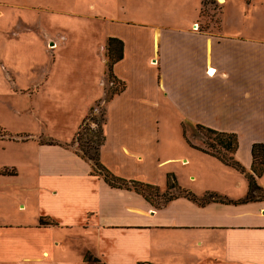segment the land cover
Listing matches in <instances>:
<instances>
[{"label": "crops", "instance_id": "0c3cea01", "mask_svg": "<svg viewBox=\"0 0 264 264\" xmlns=\"http://www.w3.org/2000/svg\"><path fill=\"white\" fill-rule=\"evenodd\" d=\"M223 1L207 27L202 5L174 23L162 14L165 22L135 19L149 0L122 6L127 17L108 21L109 28L101 22L112 0H75L68 14L85 21L81 29L65 28L62 12L38 7L61 21L55 33L29 27L26 19H38L32 11H0L1 21L16 20L0 30V93L30 102L8 115L17 123L0 124L7 133L0 140L8 142L0 156L15 155L0 161V169L13 170L0 175V187L5 179L20 186L9 198L13 218L0 221V262L89 264L90 255L103 264H264L263 200L201 206L176 189L155 207L133 190L110 187L69 145L91 104L105 97V46L115 38L122 58L112 75L124 88L104 104L103 167L161 190L170 176L198 198L244 199L251 147L264 144V0L246 2V14L260 15L254 28L238 23L232 0L224 24ZM196 126L234 134L232 157L245 173L205 153ZM256 182L264 189V174ZM41 218L57 226H40Z\"/></svg>", "mask_w": 264, "mask_h": 264}, {"label": "rangeland", "instance_id": "374dc122", "mask_svg": "<svg viewBox=\"0 0 264 264\" xmlns=\"http://www.w3.org/2000/svg\"><path fill=\"white\" fill-rule=\"evenodd\" d=\"M74 1L75 0H0V11H3L4 14L9 13L10 15H14L17 13L25 14L26 17L29 14V12H34L38 16V19H26V24L29 25V27H32L33 29L39 31L40 33L42 32L43 29H50L53 30L55 33L58 31V26L59 23L61 22L55 14H46L44 13L43 10H39V8H51L58 10L59 12H62L61 14L57 15H62L65 19L64 27L65 28H72V29H81L82 27L85 28V21L78 20L75 16L68 14L71 13L74 9ZM132 0H112V5L106 9L104 12V20L103 26L104 28H109L107 26L108 21L114 19V18H125L127 17V13L125 14L126 11H129L128 9L121 10L120 8L122 6L124 7H129L132 2ZM228 3L222 6V22L227 24L226 18L228 16L227 10L229 9V0H227ZM254 3H258L260 0H254ZM9 3L12 4L10 5H5L4 3ZM151 3L150 6L139 4L137 7V17L135 19H139L142 21H147V22H165V19L162 20L158 14H162L166 16V19L174 23L178 19V13L181 14H192L194 12V15L196 16L199 13V8L200 5H202L200 16L203 21V24H201L202 27H207L209 26L212 21H215L217 19V16L220 11V7L223 4L219 3V0H190V3H187V0H149ZM247 0H232V5L233 9L235 11V8L237 10V14H239L238 18V23H246L249 28H254L256 25L260 23V15H258L257 11L253 12L250 11L248 14H246L245 10V5H246ZM16 5V6H15ZM24 7V9L22 8ZM89 6V3H88ZM87 6V7H88ZM131 7V6H130ZM235 7V8H234ZM163 11V13L161 11ZM123 11V13L121 12ZM49 16H55L53 20H49ZM197 19V18H196ZM210 21V22H209ZM7 23V24H6ZM15 23L16 20L14 18L9 19L7 21L5 20H0V30L1 28L4 27H9V28H15ZM99 25L101 26L102 24H97V27L99 28ZM240 26V25H239ZM64 38L62 39V41ZM62 44V43H61ZM47 51L49 49H53V45L51 46L48 44L46 46ZM106 49V46H105ZM69 52L65 51L63 53V59L68 58ZM106 63H107V58H106ZM105 63V66H106ZM106 68V67H105ZM3 70V69H2ZM107 80L103 82L104 84V90H105V97L103 100L99 101H94L88 110V115L86 116V119L84 122L81 124L79 127L77 133L74 136V139L72 140L70 147L73 148L75 151H78L81 153L82 151H85L88 148L95 147L98 139L100 138V127L103 126L104 120H105V114H104V104L107 102V100L112 96L111 95V84L108 80V71L107 68L105 70ZM72 78L74 80H80V74L78 72L72 73ZM7 97L3 96L0 93V124L1 123H17V121L11 116L8 118V115L10 112H14L17 109H28L30 108V102L27 103L25 102L24 104L21 103V101L15 100V99H6ZM37 107H43L42 102L37 103ZM27 126V125H26ZM29 126V125H28ZM200 138L202 139V142L205 145V148L207 151L214 152L219 154L220 156H224L225 158L228 157V154L224 153L219 149L218 146L213 145V147H210V145L214 142H212V139L208 138L202 131H198ZM198 133L196 137L198 136ZM6 131L3 128H0V138L2 136H5ZM90 141V145H87L88 142ZM7 141L2 142L0 140V154L3 152L1 150L2 145L7 144ZM92 154V152H90ZM15 156L14 153H9L6 156L3 157L0 156V161H3L4 159H7V157H13ZM13 160V159H12ZM90 162V161H89ZM91 163V162H90ZM95 171L98 172L96 168L93 167ZM0 173H6V174H11L12 173V168H3L0 169ZM8 181V182H5ZM3 182V187H0V221L5 220L6 216H11L15 212L13 209L14 207L11 206L10 204V196L15 194H18L20 191V186L16 183H14L12 180H7L5 179ZM7 194L3 196L2 194ZM148 195H151V200L154 205L160 206L164 204L170 197L176 196L177 195V190L172 189V190H167L166 188L164 190L159 189V194L158 196H154L151 193H147ZM13 218V217H12ZM47 221V220H46ZM55 222V221H53ZM56 223V222H55ZM57 226V225H56ZM60 233L65 234L66 232L58 231ZM59 234V233H58ZM64 247H66L63 244ZM56 250L60 252V249L56 246ZM1 260V259H0ZM91 263V262H90ZM89 263V264H90ZM0 264H19L17 261H13L12 259H6L4 261H1ZM92 264V263H91ZM103 264V263H102Z\"/></svg>", "mask_w": 264, "mask_h": 264}, {"label": "trees", "instance_id": "16d2710c", "mask_svg": "<svg viewBox=\"0 0 264 264\" xmlns=\"http://www.w3.org/2000/svg\"><path fill=\"white\" fill-rule=\"evenodd\" d=\"M106 58H107V63H106V68L108 71V80L111 84V95L118 94L123 91L124 85L123 83L118 82L115 80V78L112 75V66L114 63L117 61L121 60L122 58V42L115 39V38H108L107 40V45H106ZM111 96V97H112ZM110 97V98H111ZM109 98V99H110ZM105 124V120H104ZM103 124V126H104ZM103 126L100 127L99 133H100V138L98 139V142L95 147L88 148L85 151H82L79 153L76 151L83 159L90 161L92 166L98 170V173L103 177V180L106 184H108L112 188H117V189H126V190H133L137 192L138 194L142 195L151 205L157 207L156 205L153 204L151 200V195H148L147 193H151L154 196H158L159 194V188L146 184V183H141L133 180H126L122 179L119 177L114 176L110 171H108L99 161V150L100 147L104 143V135H103ZM198 130L202 131L208 138L212 139V143L210 147L218 146L219 149L224 150L226 154H229L227 158L224 156H220L217 153L210 152V151H204L207 154H210L216 158H218L220 161L225 163L226 165H229L233 167L235 170L245 173V169L237 163L232 155L235 153L237 149V138L234 134H228V133H222V132H217L212 129H207L202 126H196ZM51 143V142H49ZM52 144V143H51ZM87 145H90V141L88 142ZM91 146V145H90ZM92 152V154H90ZM251 156H252V165H251V173H245L246 179L248 182V192L244 199L233 202L228 200L227 198L221 197L217 194L214 193H207L204 196L198 198L195 195H193L190 192L181 190L176 182L171 179L170 176L167 177V183H166V189L171 190V189H177L180 194L183 196H186L190 200L196 202L199 205H205L209 202H219V203H245V202H251V201H264V189H262L260 186H258L256 179L261 177L264 174V144H258L255 143L251 147ZM0 175H12L11 174H6V173H0ZM172 197H170L167 201L171 200ZM166 203V202H165ZM39 225L40 226H56L57 223L50 221V220H44L41 218L39 220ZM86 261H89L93 264H102L100 261L90 255H86L84 257Z\"/></svg>", "mask_w": 264, "mask_h": 264}, {"label": "bare ground", "instance_id": "6f19581e", "mask_svg": "<svg viewBox=\"0 0 264 264\" xmlns=\"http://www.w3.org/2000/svg\"><path fill=\"white\" fill-rule=\"evenodd\" d=\"M220 2H221V3H224V1H223V0H220Z\"/></svg>", "mask_w": 264, "mask_h": 264}, {"label": "built area", "instance_id": "2783aa9c", "mask_svg": "<svg viewBox=\"0 0 264 264\" xmlns=\"http://www.w3.org/2000/svg\"><path fill=\"white\" fill-rule=\"evenodd\" d=\"M62 39V38H61Z\"/></svg>", "mask_w": 264, "mask_h": 264}]
</instances>
